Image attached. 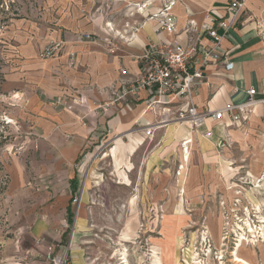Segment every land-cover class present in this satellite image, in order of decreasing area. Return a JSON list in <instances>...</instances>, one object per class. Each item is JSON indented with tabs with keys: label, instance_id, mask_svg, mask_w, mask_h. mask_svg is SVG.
Masks as SVG:
<instances>
[{
	"label": "crops",
	"instance_id": "1",
	"mask_svg": "<svg viewBox=\"0 0 264 264\" xmlns=\"http://www.w3.org/2000/svg\"><path fill=\"white\" fill-rule=\"evenodd\" d=\"M231 1L178 0L172 10L178 39L160 32L157 22L149 18L166 0H39L31 15L9 22L0 49V101L13 107L8 115L23 128L25 139L19 156L8 168L5 198L8 227L20 236L15 243L16 255L28 260L26 264H46L49 246L58 254L70 241L74 264H91L82 244L90 230L89 212L81 209L76 222L69 223V209L72 212L73 194L85 184L81 158L94 153L108 138L116 137V144L130 136L131 144L138 143L136 153L143 141L152 145L149 159L142 164L145 177L150 173L155 176L154 197L161 199L171 193L164 186L176 165L174 176L183 208L185 198L187 203L198 199L202 192L194 188L197 179L208 165L221 162L225 158L222 152L230 149L220 151L218 140L228 131L233 142L237 141L239 129L208 122L196 135L187 125H172L148 139L136 131L139 124L158 118L144 110L147 92L133 104L108 106L105 115L101 106L110 102L113 86L130 82L143 72L139 56L152 42L177 39L186 43L187 36L202 31L205 24L216 27L227 16ZM79 33L101 34L112 42V50L106 44L75 41ZM61 40L60 51L51 58H41L47 44ZM222 47L233 68L209 67L210 85L198 89L196 105L201 110L209 106L219 110L241 104L254 88L258 103L250 121L264 130V8L260 2L246 1V9L236 18ZM224 121L232 124L229 113ZM209 128L214 129L212 139L203 136ZM188 138L193 143L185 164L179 143ZM173 156L178 162L172 161ZM130 162L134 171L135 163ZM183 166L184 171H180ZM120 167L126 169L125 163L120 162Z\"/></svg>",
	"mask_w": 264,
	"mask_h": 264
},
{
	"label": "rangeland",
	"instance_id": "2",
	"mask_svg": "<svg viewBox=\"0 0 264 264\" xmlns=\"http://www.w3.org/2000/svg\"><path fill=\"white\" fill-rule=\"evenodd\" d=\"M38 1L0 0L1 50L9 22L31 15ZM12 108L0 101V264H26L28 260L16 255L20 236L7 221L8 168L25 139L23 128L8 115ZM234 128L239 129L238 140L231 139L221 162L208 165L194 185L202 193L189 201L191 206L185 198L184 208L174 176L176 165L164 186L171 193L154 197L155 176L145 177L142 164L153 147L145 141L136 153L138 143L131 144L130 136L116 144V137L108 138L94 153L82 157L87 192L80 210L89 212L90 230L82 242L88 262L122 264L119 252L126 248L128 264H242L238 259L264 264V130L250 120ZM172 159L178 162L176 156ZM130 161L135 163L134 171ZM71 208L75 216L73 200ZM46 264L51 263L46 260Z\"/></svg>",
	"mask_w": 264,
	"mask_h": 264
},
{
	"label": "built area",
	"instance_id": "3",
	"mask_svg": "<svg viewBox=\"0 0 264 264\" xmlns=\"http://www.w3.org/2000/svg\"><path fill=\"white\" fill-rule=\"evenodd\" d=\"M178 0H166V4L155 14L150 15L151 20L157 22V28L169 36L178 39L177 18L173 14V7ZM247 0H232L227 8V16L220 19L217 26L205 24L202 31L188 35L186 43L177 39L172 42H152L139 59L144 62L143 72L130 82H120L119 86H113L110 90V102L101 106L103 114H106L108 106L116 107L127 102L133 104L140 99L142 92L148 95L143 99L146 113L158 118L147 124H139L136 131L145 135V138H153L155 133L172 125H187L193 134H198L208 122L224 128L240 127L250 120L253 115V107L258 103L254 99L256 90L248 91L249 98L246 102L236 105H227L225 108L214 110L212 108L199 109L195 103L198 89L208 82V68L211 66L222 67L224 71H231L233 63L229 55L222 47V42L232 28L236 18L246 9ZM260 2L264 8V0ZM144 7L146 4L144 3ZM263 26V25H262ZM260 25V27L262 28ZM223 30L220 34L218 30ZM208 37L207 41L205 38ZM77 42L96 45L106 44L112 50V42L98 33H79ZM64 41H53L47 44L40 56L43 59L53 57L61 50ZM125 73V72H123ZM172 97V98H171ZM173 100H178L177 104ZM174 102V103H173ZM225 113H229L232 124L224 121ZM214 129L209 128L203 132L207 139L214 137ZM231 135L225 132L217 142V148L225 150L232 145ZM193 140H182L179 148L183 153L185 164L188 163ZM183 169V170H182ZM184 171V166L180 171ZM180 171L178 173H180ZM85 184L73 197V204L77 205L74 216L76 222L82 198L85 194ZM75 231V223L72 234ZM70 245L60 253H56L52 246L48 248L47 261L51 264H74L70 258Z\"/></svg>",
	"mask_w": 264,
	"mask_h": 264
},
{
	"label": "bare ground",
	"instance_id": "4",
	"mask_svg": "<svg viewBox=\"0 0 264 264\" xmlns=\"http://www.w3.org/2000/svg\"><path fill=\"white\" fill-rule=\"evenodd\" d=\"M87 181V180H86ZM86 183V182H85ZM257 187H260V184H258L257 185ZM85 189V188H84ZM248 226H249V224H248ZM250 228H252V226H249ZM249 230H251V229H249ZM253 230V229H252ZM119 256H121V258L120 259H122L123 260V262H121L122 264H128V258H127V249L126 248H124L123 250H121L120 252H119ZM237 261H239V262H241L242 264H247V262L245 261V260H243V259H241V260H237Z\"/></svg>",
	"mask_w": 264,
	"mask_h": 264
},
{
	"label": "trees",
	"instance_id": "5",
	"mask_svg": "<svg viewBox=\"0 0 264 264\" xmlns=\"http://www.w3.org/2000/svg\"><path fill=\"white\" fill-rule=\"evenodd\" d=\"M74 214L69 209V223H73Z\"/></svg>",
	"mask_w": 264,
	"mask_h": 264
}]
</instances>
